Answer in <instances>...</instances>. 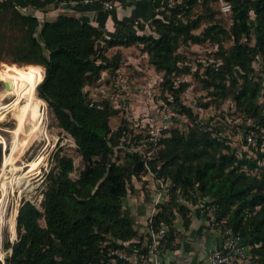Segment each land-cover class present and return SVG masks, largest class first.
I'll return each mask as SVG.
<instances>
[{
  "label": "trees",
  "instance_id": "trees-1",
  "mask_svg": "<svg viewBox=\"0 0 264 264\" xmlns=\"http://www.w3.org/2000/svg\"><path fill=\"white\" fill-rule=\"evenodd\" d=\"M60 1L23 0L29 8L24 12L14 0H0V14L11 11L22 32L11 61L28 67L11 74L40 76L37 95L47 102L57 126L72 136L84 164L79 177L72 179V158H56L41 209L26 200L17 210V240L6 244L12 251L5 264H127L110 251L123 248L124 243L139 246L145 238L135 240L134 217L123 206V198L133 190V177L145 171L144 159L135 150L142 137L131 136L127 120L112 129L109 119L117 109L107 101L104 109L89 107L87 88L100 84L103 71L114 76L119 69L120 57H108V49L137 43L155 70L163 72L164 83L173 90L175 105L188 113L189 108L177 94L185 84L173 88L171 75L181 70L176 52L180 41L202 40L200 34L192 33L199 27L198 21L184 20L180 15L184 9L188 15L197 0L154 6L156 15L150 26L156 35L148 33L140 22L139 31H130L124 37L107 36L102 28L65 13L39 20L36 10L45 12L47 6ZM224 1L230 4L229 35L234 43L228 53L221 54V63L207 70L209 84L216 94L226 98L230 88L241 80L240 89L232 95L246 114L260 117V85L253 86L252 60L259 56L264 65V0ZM223 33L219 24H211L204 36L218 42V35ZM182 71L189 70L185 67ZM117 150L123 152L122 161L111 158ZM261 157H240L195 124L185 134L172 129L161 139L160 158L165 163L157 173L173 184L172 198L158 205L154 224H165L170 240L176 212L181 214L185 227L189 223V209L175 198V191L190 203L207 198L205 206L214 209L215 220L244 237L254 260L264 264V170L250 172L261 167Z\"/></svg>",
  "mask_w": 264,
  "mask_h": 264
},
{
  "label": "rangeland",
  "instance_id": "rangeland-1",
  "mask_svg": "<svg viewBox=\"0 0 264 264\" xmlns=\"http://www.w3.org/2000/svg\"><path fill=\"white\" fill-rule=\"evenodd\" d=\"M173 3L174 0L169 1L170 5ZM225 4L229 3L224 0H208L205 3L204 0H197L196 4L189 10L188 15L185 9L181 12L180 15L184 20L198 21L199 27L192 30V33L200 34L202 40L199 42L180 41L176 52L181 58V61L178 62L181 70L179 73L171 75V82L173 88H179L181 84H185L184 88L177 94L179 101L189 108L188 113L191 118L195 119V125L204 132L209 133L211 137L215 136L221 140L229 146L230 151L235 152L240 157L245 154L248 157L258 158L262 154L258 161L261 167L250 170L252 174H257L264 170V65L262 59L257 56L252 60L253 86L260 85L257 99L260 117H251L246 114L243 107L236 102L234 95H232V91L240 89L241 80H239L238 85L230 88L231 94L226 98L216 94L213 91V86L209 84L211 77L207 70L217 67L221 63V54L228 53L234 43L233 38L229 35L232 26L231 13L230 9L225 7ZM19 9L22 10L20 7ZM37 17L40 21L54 19L46 16L42 17V14ZM251 17H254L252 13ZM211 24H219L225 30V33L218 35V42L204 36L205 29ZM143 25L146 27L145 24ZM104 32L106 33V31ZM147 32L156 35L150 26V21L148 22ZM21 34L19 24L13 18L11 11L1 13L0 56L3 59L0 61V74L2 73L1 69L9 73H19L23 69H28L26 65H19L11 61L13 50L20 43ZM106 35L108 36L107 33ZM214 36L216 37V35ZM250 44L253 45L254 40L251 39ZM106 55L108 57L117 55L120 57L119 71L113 72L114 79L119 78L118 85L111 87L106 82V92L101 93L100 90H94V93L98 97L109 94L112 100L118 102L117 113L109 119V125L112 129H115L123 120H127L128 127L135 132V129H133L136 128L135 116L140 119L142 113L150 106L151 100L157 97H162L165 100L169 99L173 101L174 105L176 104L173 90L169 88L167 83H164L163 72L155 70L154 66L150 64L149 57L141 44L135 43L128 47H113L106 51ZM185 67L188 68V72L182 71ZM32 76L39 81L40 76ZM148 92H150V95ZM4 94L5 85L0 80L1 105L11 102L14 98L12 95L3 98ZM45 107L43 126L46 130V136L35 141L32 144L33 146L31 145L30 149L25 151L16 162L12 178L15 190L12 192L11 188L8 187L4 199L5 211L0 224V264H5V258L12 251L11 247H7L6 244H12L17 240L16 232L11 237L7 218L13 208L17 214L19 206L26 200L41 209L43 195L49 182L48 174L56 168V158L59 155L72 158L74 165V169L70 173L72 179H77L84 167L74 139L57 126L56 118L48 104ZM15 125L16 120L12 114H7L0 121V134L6 140V145L0 141V172H2L5 155L7 159L12 158L10 149L12 136L9 131ZM186 128L183 124L184 134ZM248 134L252 135L251 141L247 140ZM111 158L112 160L122 161L123 152L117 150ZM11 171L12 166L7 164L4 174L9 175ZM137 181H140L139 177ZM28 183H31V189L24 190L20 194L19 188ZM0 193H2L1 189ZM175 198L180 202L177 195H175ZM40 224L45 225L43 219L40 220ZM111 264H115V261Z\"/></svg>",
  "mask_w": 264,
  "mask_h": 264
},
{
  "label": "built area",
  "instance_id": "built-area-1",
  "mask_svg": "<svg viewBox=\"0 0 264 264\" xmlns=\"http://www.w3.org/2000/svg\"><path fill=\"white\" fill-rule=\"evenodd\" d=\"M88 3H97L106 10H112L115 7L114 0H63L59 2V5L78 6ZM225 7L230 9V4H225ZM139 24L138 19L133 20L135 27ZM117 81H119L118 77L114 79V76L103 71L102 83L97 87L87 88L89 91L88 106L101 110L105 107L104 101H107L109 105L117 109L119 107L118 102L112 100L109 94L98 97L94 93V90H100L101 93L106 92L105 83L108 82L113 87L118 85ZM148 94L150 95V92ZM149 105L140 119L135 116L136 128H133L135 132L133 130V134H131L132 137L136 135L142 137L140 144L135 148L144 159L145 171L139 175V179L150 194L149 213L145 221V238L139 246L124 243L123 248H114L110 251L111 255L127 264H163L161 249L168 241V227L163 223L156 226L153 219L158 210V205L171 200L173 184L163 177L157 176L158 171L165 163V160L160 158L161 139L169 136L172 129L183 131L182 125L185 124L188 130L195 123V119L191 118L185 110L174 105L173 101L169 99L157 97L152 99ZM247 140H252L251 134H248ZM133 180H138V178L133 177ZM175 193L181 201H184L178 190ZM207 209L214 211L211 207H207ZM207 259L208 264H259L254 260L245 238L230 227H223L221 242L208 252Z\"/></svg>",
  "mask_w": 264,
  "mask_h": 264
},
{
  "label": "crops",
  "instance_id": "crops-1",
  "mask_svg": "<svg viewBox=\"0 0 264 264\" xmlns=\"http://www.w3.org/2000/svg\"><path fill=\"white\" fill-rule=\"evenodd\" d=\"M23 11L29 8L23 5V0H14ZM170 0H114L115 7L106 10L97 3L81 4L78 6H60L52 4L44 11H35L36 15L55 18L65 13L78 17L81 21L102 28L108 36L124 37L130 31H139L133 25L138 19L148 27V22L156 15L154 6H163ZM133 190L123 198V206L134 217V227L137 230L135 240L145 237V221L149 213V196L140 181L133 180ZM144 187V188H143ZM181 201L189 209V223L184 226L183 218L176 212L172 225V235L161 249L163 264H208V252L218 246L222 238L220 222L215 220L216 212L204 206L207 198H199L195 203L183 199Z\"/></svg>",
  "mask_w": 264,
  "mask_h": 264
},
{
  "label": "bare ground",
  "instance_id": "bare-ground-1",
  "mask_svg": "<svg viewBox=\"0 0 264 264\" xmlns=\"http://www.w3.org/2000/svg\"><path fill=\"white\" fill-rule=\"evenodd\" d=\"M0 80L9 85L8 88H5L3 98L9 95L14 96L11 102L5 105L0 104V121H2L7 114H12L16 120L15 127L9 131L12 136L10 148L12 158L7 159V156L5 155L2 172L0 173V189L2 190V193H0V195H2L0 198L1 224L3 220V212L5 211L4 199L7 194V189L10 187L12 192L15 190L12 184L15 168L14 165L25 153V151L30 149L29 147L35 141L41 140L46 136V130L43 126V118L45 115V106L47 104L37 95L36 86L38 81L35 78L3 72L0 74ZM3 137L0 134V141L6 145V140ZM7 164L12 166V171L9 175L4 174ZM30 189L31 183L25 184L19 188V193L22 194L24 190L27 191ZM7 223L11 237H13L15 232H17L16 212L14 208L7 218Z\"/></svg>",
  "mask_w": 264,
  "mask_h": 264
},
{
  "label": "water",
  "instance_id": "water-1",
  "mask_svg": "<svg viewBox=\"0 0 264 264\" xmlns=\"http://www.w3.org/2000/svg\"><path fill=\"white\" fill-rule=\"evenodd\" d=\"M4 85H5V88H8V87H9V85H7V84H5V83H4Z\"/></svg>",
  "mask_w": 264,
  "mask_h": 264
}]
</instances>
